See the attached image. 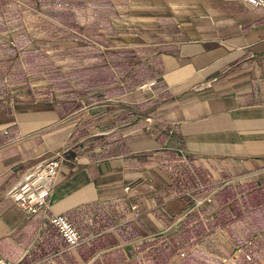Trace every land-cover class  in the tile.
<instances>
[{"label":"crops","instance_id":"1","mask_svg":"<svg viewBox=\"0 0 264 264\" xmlns=\"http://www.w3.org/2000/svg\"><path fill=\"white\" fill-rule=\"evenodd\" d=\"M230 1L226 3L235 10H224L223 22L210 7L205 28L196 18L192 28H186L177 17L170 26L161 24L160 38H152L146 30L153 28L148 26L116 46L128 47L131 55L138 56L143 49L156 47L147 56L159 57L151 66L154 73L147 90L138 88V80H125L126 85L121 80L114 96L82 113L83 119L102 114L99 117L115 124L121 122L118 118H127L125 129L114 126L102 131L111 139L100 140L104 136L91 137L92 132L82 130L79 136L72 126L59 124L66 114L61 100L17 108L0 104V258L12 264H73V252L55 238L48 221L51 215L64 213L92 236L90 245L84 246L94 248L88 262L105 248L125 250L128 241L118 232L124 239L135 237L131 242L143 235L155 236L149 249L162 246L170 229L178 233L194 224L200 234L192 237L187 248L192 256L198 254L195 263L218 264L234 254L236 243L247 248L252 240V259L240 255L234 264H264V10ZM135 63H128V70L135 69L139 64ZM140 112L175 120L174 134L194 155L191 162L199 175L213 182L222 176L239 177L241 197L234 193L237 185H230L214 195V202L196 206L178 187V178L164 169V159L171 156L164 144L152 137L131 139L136 134H154L162 140L165 136L166 127L143 131L144 124L137 123L142 121ZM64 145L69 150L58 169L48 208L26 214L6 197L7 189L37 161ZM100 151L105 154L100 156ZM126 185L129 194L123 190ZM220 192L227 196L218 202ZM232 200L235 214L230 211ZM132 205L135 211L130 210ZM134 213L137 218L124 223ZM199 235L202 239L195 242ZM186 261L189 257L172 264Z\"/></svg>","mask_w":264,"mask_h":264},{"label":"rangeland","instance_id":"2","mask_svg":"<svg viewBox=\"0 0 264 264\" xmlns=\"http://www.w3.org/2000/svg\"><path fill=\"white\" fill-rule=\"evenodd\" d=\"M54 1L56 2L0 0V104L8 103L10 108L11 106L17 108L33 103H38L37 106L47 105L50 99L61 100L66 114L64 118H60L59 124L72 126L78 130L79 136L82 135V131L92 132L91 137L104 136L100 140L112 138L109 133L102 135V131L114 126H120V129L128 127L127 118L125 120L118 118L121 122L115 124L110 118L99 117L102 114L83 119L85 117L82 118V113L88 108L97 109L103 100L107 101L109 97L114 96L116 82L121 80L124 85L127 84L125 80H138V88L147 90L149 87L147 84L154 73L151 66L154 65V59L159 57V54L153 57L147 56L148 50L156 49V47L145 48L142 51L143 55L138 56L131 55L128 47L124 46L122 49L116 46L124 45L129 37L136 36V31H144V28L148 26L153 28V30H146L148 34L152 38H160L161 24L170 26L172 25L170 21L173 22L177 17L184 21L186 28H192V18H196V22L199 21L202 28H205V24L209 22L208 13L212 11L210 7L215 8L216 12L213 13H216V19L222 22L224 10L227 8L235 10L234 5L226 3L231 2L230 0ZM62 6L70 11L69 22H63L51 13L52 10L61 9ZM134 16H153L154 18L145 19V17L135 18ZM167 29L169 32L172 31L170 28ZM261 29L259 24L257 30ZM262 47L264 48L263 44ZM132 60L133 63L136 62L135 64H141L134 65L132 68L135 69L128 70V63L130 64ZM138 118L142 121L137 123L144 124L143 127L141 126L143 131L166 127L165 136L162 140L154 134L150 136L136 134L135 138L131 139L138 142L152 137L154 142L163 143L167 152L171 154L164 159V169L174 179L178 176L175 173L180 170L181 176L176 180L179 183L178 187L181 186V191L189 189L191 172L189 167L181 161H193L194 155L185 149L180 139L174 134L176 121L167 120L157 114L141 112ZM121 143L125 146L123 140ZM123 145L119 148H123ZM130 145L134 146L132 142ZM152 148L148 147L146 150H155L154 147ZM59 150L67 152L69 146L57 148L51 155ZM114 150L112 149L111 152ZM99 154L102 156L105 153L100 151ZM225 178L230 177L222 176L220 182ZM230 185H237L234 193L241 197V179L235 176L224 190ZM229 193L231 194L230 191ZM217 201L220 202L219 199ZM211 202L214 201L207 203ZM234 202V200L229 201V206L230 211L235 214ZM192 221L191 218L189 222ZM187 225L184 231L178 233L170 229L167 240L158 248L147 249L149 244L156 242L155 236L140 235L142 238L131 242L130 240L135 237L124 239L123 234L118 232L121 239L128 241L125 250L105 248L90 262L88 260L94 252L93 247L86 249L87 244H83L68 251L73 252L72 255L70 254L73 264H172L177 259L188 257L190 262L186 261V263L198 264L195 263V256L198 254L192 256L187 246L193 242L192 237L200 234V230L194 227V224L189 227ZM55 234V238L58 239L56 231ZM200 237V235L196 237L195 242L201 240ZM150 238L153 239L150 241ZM111 239L114 240V237L111 236ZM90 243L91 240L88 245ZM235 250L234 246V254ZM181 253H185V257L179 258ZM87 258L89 259L86 260Z\"/></svg>","mask_w":264,"mask_h":264},{"label":"built area","instance_id":"3","mask_svg":"<svg viewBox=\"0 0 264 264\" xmlns=\"http://www.w3.org/2000/svg\"><path fill=\"white\" fill-rule=\"evenodd\" d=\"M252 6L261 7L264 10V0H241ZM65 150H59L55 154L37 161L29 170L23 173L13 185L6 191V197L13 200L26 214H36L48 208V198L53 191V185L57 176L58 169L65 158ZM191 172V186L185 190L196 206L202 205L204 202L213 200L214 195L232 181V178H225L221 182H213L209 178H203L194 168L191 161H181ZM178 170L175 174L181 176ZM124 192L130 193V186L123 188ZM201 194V196H200ZM134 195V194H133ZM132 196V195H130ZM131 211L136 210V206H130ZM137 214L134 213L133 218H127L124 223L136 219ZM49 224L57 232V237L66 245V249H75L83 244H88L92 236L85 235L82 228L64 213L53 214L48 219ZM235 245V254L224 257L219 264H234L238 255H243L246 260L252 259V240L247 242L248 247L244 248L240 243ZM185 257V253H181L179 258ZM0 264H11L10 262L0 258Z\"/></svg>","mask_w":264,"mask_h":264},{"label":"trees","instance_id":"4","mask_svg":"<svg viewBox=\"0 0 264 264\" xmlns=\"http://www.w3.org/2000/svg\"><path fill=\"white\" fill-rule=\"evenodd\" d=\"M50 2H56L54 0H50ZM60 3V2H59ZM61 6V5H60ZM51 13H53V15H55L59 20L63 21V22H69L70 21V11L69 9H67L66 7H61V9L59 10H52ZM228 190V189H227ZM230 191V190H229ZM226 194L225 193H219L218 199L220 201H224L226 198Z\"/></svg>","mask_w":264,"mask_h":264}]
</instances>
